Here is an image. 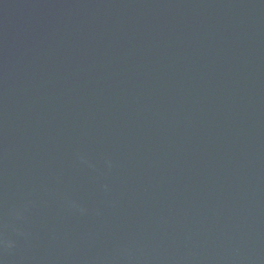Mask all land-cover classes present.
<instances>
[{
  "label": "water",
  "instance_id": "1",
  "mask_svg": "<svg viewBox=\"0 0 264 264\" xmlns=\"http://www.w3.org/2000/svg\"><path fill=\"white\" fill-rule=\"evenodd\" d=\"M0 264H264V0H0Z\"/></svg>",
  "mask_w": 264,
  "mask_h": 264
}]
</instances>
